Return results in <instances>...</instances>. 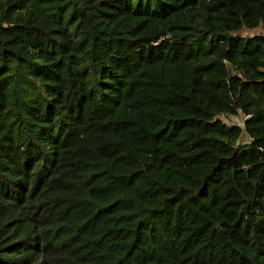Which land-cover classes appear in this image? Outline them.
Returning <instances> with one entry per match:
<instances>
[{
    "label": "trees",
    "instance_id": "1",
    "mask_svg": "<svg viewBox=\"0 0 264 264\" xmlns=\"http://www.w3.org/2000/svg\"><path fill=\"white\" fill-rule=\"evenodd\" d=\"M239 26L264 0H0V264H264Z\"/></svg>",
    "mask_w": 264,
    "mask_h": 264
},
{
    "label": "rangeland",
    "instance_id": "2",
    "mask_svg": "<svg viewBox=\"0 0 264 264\" xmlns=\"http://www.w3.org/2000/svg\"><path fill=\"white\" fill-rule=\"evenodd\" d=\"M263 28L261 27H257V28H248V27H245V26H239L235 31H233L234 33H240V34H243V35H250V34H254V33H259V32H263ZM221 118L229 123V124H234V123H237V124H240V125H243L244 124V121H245V115L243 113H239L237 115H228V114H222L221 115ZM248 138L244 135V136H241L240 140L239 141H245L247 140Z\"/></svg>",
    "mask_w": 264,
    "mask_h": 264
}]
</instances>
